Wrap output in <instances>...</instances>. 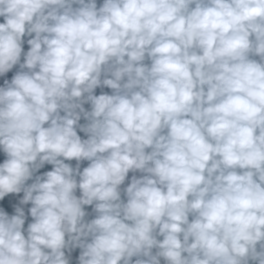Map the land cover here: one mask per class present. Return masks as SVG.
<instances>
[{
  "label": "clouds",
  "instance_id": "clouds-1",
  "mask_svg": "<svg viewBox=\"0 0 264 264\" xmlns=\"http://www.w3.org/2000/svg\"><path fill=\"white\" fill-rule=\"evenodd\" d=\"M0 19V264H264V0Z\"/></svg>",
  "mask_w": 264,
  "mask_h": 264
},
{
  "label": "crops",
  "instance_id": "crops-1",
  "mask_svg": "<svg viewBox=\"0 0 264 264\" xmlns=\"http://www.w3.org/2000/svg\"><path fill=\"white\" fill-rule=\"evenodd\" d=\"M0 22H2V19H0ZM27 48V45H25V49ZM99 89L97 90V94H99ZM105 91H108L107 89H105ZM81 135H83V134H81ZM2 159H3V156H2V154H0V162H2ZM75 162H73V164H74ZM85 166H86V164H85ZM50 168H51V166L50 165H46L45 166V168L44 169H42L41 171H46V170H50ZM8 211L10 212V214H11V209H8ZM78 252H79V250H76V252L74 253V256L75 255H78Z\"/></svg>",
  "mask_w": 264,
  "mask_h": 264
},
{
  "label": "built area",
  "instance_id": "built-area-1",
  "mask_svg": "<svg viewBox=\"0 0 264 264\" xmlns=\"http://www.w3.org/2000/svg\"><path fill=\"white\" fill-rule=\"evenodd\" d=\"M11 76V73H9V78ZM2 82H3V77H0V85H2ZM132 174L130 173L129 176H131Z\"/></svg>",
  "mask_w": 264,
  "mask_h": 264
}]
</instances>
